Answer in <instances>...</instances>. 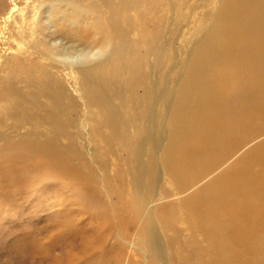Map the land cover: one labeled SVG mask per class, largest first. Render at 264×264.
Wrapping results in <instances>:
<instances>
[{
	"label": "rangeland",
	"instance_id": "374dc122",
	"mask_svg": "<svg viewBox=\"0 0 264 264\" xmlns=\"http://www.w3.org/2000/svg\"><path fill=\"white\" fill-rule=\"evenodd\" d=\"M69 1L76 4V9L91 12L95 9L106 27L112 18L116 22L115 29H108L113 35V42L121 44L122 49L118 55L103 62L102 56L98 61L96 54L84 58L75 55L90 50L91 44L68 38V33L66 38L52 35L48 39L49 44L56 52L63 48L66 54L61 55L64 58L71 55L65 59V64L83 67L94 78L92 85L98 93H102L103 85L108 86L109 99L118 106L120 120L107 124L105 119L109 107L101 111L106 95L96 104H90L86 98L74 93L72 70L65 71L57 60L50 64L40 57V48L34 51L28 47L32 40L20 42L25 48L22 49L25 50L23 58L7 56L0 71V264H164L147 254L144 230L141 229L139 216L136 218L140 195L135 193L129 167L133 163L131 149L142 130L138 109L143 110L146 116L150 108L149 103H145L150 99V93L145 92L146 78L155 79L160 70L161 82H164L163 78L170 76L167 69L173 56L177 53L178 61H181L188 50L201 46L210 33L216 32L213 29L215 21L221 20L222 15L231 21L228 17L234 18L235 13L230 7L242 0ZM254 29H250L247 35L243 34L247 38L246 48L256 53L262 49V44L255 38ZM194 41L198 42L192 44ZM211 43L214 48L219 47L216 41ZM14 44V48H18V44ZM95 62L98 63L95 65ZM257 63L260 62L254 58L249 60L252 67L248 72L256 74ZM5 68H8V73ZM210 68L215 71L214 65ZM222 71L223 68L220 69L221 74L216 73L217 79L214 77L215 81L212 80L215 87L217 80L224 79ZM80 77L82 79V74ZM252 83L255 85L251 84L250 89L256 93L257 101H262L264 87L255 81ZM229 85L232 86V82L225 79L219 87L208 88L209 94L217 93L215 96L222 99L232 95L229 105L235 109L236 115L239 114L235 118L238 123L227 122L223 129L225 133L207 127L216 116L218 118L216 104L220 102L218 108L221 109L223 100L214 103L217 115L205 114L200 105L202 99L191 94L192 100L188 102L192 109L190 119L187 121L189 116L184 118L186 123L189 122L190 135L194 137L195 133L198 134L197 145L208 146L212 142L209 154L205 156L207 161L215 157V161L218 159L221 163V170L231 171L233 167L230 166L241 158V166L249 163L252 170L260 174L263 166L260 161L264 157V110L261 116L255 118L256 112L251 106H255L256 102L252 105L246 98L242 100L240 92L232 90ZM224 90L225 93L222 92ZM103 105L112 107L113 103ZM210 109L213 110L212 105ZM249 112L255 115L250 117ZM100 114L104 116L103 121L99 118ZM176 116L180 117V122L182 117L178 111ZM84 121L88 132L83 127ZM51 123L63 128H53ZM80 137L89 141H82ZM44 142L49 143L45 148L50 153L41 150L36 154L29 146H24L43 145ZM182 151L184 153L185 148L169 157L173 160L175 155L178 159ZM51 156L54 161H51ZM185 173L189 178H196L195 187L185 192L180 185L179 195H175L171 185L164 182L159 186L161 195L155 197L160 230L168 248L167 258L171 264H216L212 258L218 244L208 240L207 235L210 238L211 235L202 230L206 229V223H212L208 220L211 214L217 212L221 215L217 222L226 215L219 212L221 209L213 203L198 201L202 213L210 215L202 221L203 227L196 226L190 217L193 203L183 202L184 207L178 203L190 191L193 192L192 188L197 190V195L201 194V189L215 175H210L211 178L204 174L196 177L190 169ZM172 180L174 184H179L178 179ZM205 190L200 195L202 199L203 195L207 194L209 198L212 194V190ZM258 199L264 201L263 196ZM260 204H255L253 209L250 208L252 206L241 207L245 218L235 223L253 222L257 219L252 218L258 216L261 222H256V226L259 233L264 234V205ZM227 217L230 218L226 222L233 224L234 215ZM258 247L262 249V246ZM253 248L250 246V250Z\"/></svg>",
	"mask_w": 264,
	"mask_h": 264
},
{
	"label": "bare ground",
	"instance_id": "6f19581e",
	"mask_svg": "<svg viewBox=\"0 0 264 264\" xmlns=\"http://www.w3.org/2000/svg\"><path fill=\"white\" fill-rule=\"evenodd\" d=\"M233 5L234 6L230 8L232 12L235 13L234 16L236 18L229 15L228 19H231V21H229L224 19L222 15L221 20L218 21L217 19L215 21L213 29L216 32L210 33L201 46L188 50L186 56H184L181 61H178L179 56L176 53L172 58V62L168 64L167 70L170 76L167 79L164 77V82H161L162 73L160 70H158L155 79L150 80L151 78L149 77L146 78L147 82L145 81V92L150 93L149 102L145 101V103H149L150 108L146 116L143 110L138 109L142 119V130L134 141L133 149H131L133 151V163H131L132 166L129 167L132 173V185L134 186L135 193L138 196L140 195V208L138 214L136 213V218L139 216L138 218L142 224L141 229L144 230L146 245L148 247L147 254L156 257L164 264L171 263L167 258L168 248L160 230L161 224H159L157 218L155 197L161 195L159 186L164 182L165 184L171 185L170 187L176 192L175 195H179L178 189L181 186L185 192L189 191L191 187H195L194 185L197 184V181L194 179L196 178L193 179V176L189 178L187 173H185L188 169L194 171L196 177L203 174L207 177L213 174L215 175V178L209 180L207 185L205 184L201 189V192H204L207 188L208 190H212V194H209V198L208 195L205 194L202 199L200 195H202L203 192L200 194L198 191L199 193L197 195L196 188V191L192 188L193 192L190 191L187 197L178 201L182 206L183 202L193 203V210L190 216L191 220L195 222L196 226L203 227L202 221H206L207 216L210 215L207 212L202 213L199 209L201 205L197 203L198 201L205 203L209 201L210 204L213 203L216 208L221 209L219 212H223L226 215V217L221 220L222 223H226L225 225L222 224L221 221L217 222L221 215H217V212L211 214L208 220L212 221V223H206V229L204 228L202 230L211 235V238L207 235L208 240L212 242L216 241L218 244L217 250H215L216 254L212 259L216 264H223L224 262H227V264H264V234L259 233L256 226V222L257 224L260 223L261 219L257 216V218H252L253 220L257 219L253 222L242 221L237 224L235 223L245 216L241 207L252 206L250 208L253 209L255 204L259 206L261 202L264 205V201L258 199L260 196L264 197V157L263 161H260L263 165L260 174L252 170L249 163L246 166H241V158L239 160L236 159L230 166V168L233 167L231 171L221 170L222 167L219 166L220 161L218 163V159L215 161L214 157V160L211 159L207 161L205 158V156L209 154L212 142L208 146H205V144L204 146L197 145L198 134L195 133L194 137L193 135L191 136L189 122L186 123L188 119H190L189 113L192 110L190 108L191 105L189 106L188 104V102L192 100H190L191 94L202 99L203 102L200 105H202L201 109L205 114L216 113L215 115H217L216 109L219 112L218 118H216V116L214 122L207 126L208 128L213 129L214 127L219 133H222L227 122L238 123L235 118H237L239 114L236 115L235 109L229 105V100L232 97L231 93V97H223L222 99L219 98L218 95L215 96L217 93L212 95L213 92L210 94L208 92V88L219 87L222 80L225 79L232 82V86H229H231L232 90L240 92L242 100L246 98L252 105L256 102L255 106H251V108H254L252 110L256 112V115L254 114L255 118L256 116H261L262 110H264V98L262 101H257L258 98L256 99V93L250 89L251 84H254L252 81L264 87V0H242ZM221 8L222 7H219V10H222ZM110 19L108 27H106L102 23L100 14L96 12L95 9H92V12L83 8L76 9V4L70 3L69 0H0V71L7 56L18 55L20 58H23V51L25 50L22 51L24 47L20 45L21 41L25 42L27 40H32V43H28V47L32 48L34 51L40 48V50L38 49L41 53L40 57L42 56L50 64L57 60L58 63L64 66L62 67L65 71H69V69L72 70L71 78L73 80L72 89L74 93L86 98L90 104H96L98 99L106 95V99L103 100L101 108V111H103L106 107H109L107 109L105 122H107V124L115 120L119 122L121 115L118 106L109 99L110 93L108 86L103 85L104 89L102 93H98L94 85H92L94 78L90 77L83 67L76 68V66H67L65 64V59L71 57V55L64 58L61 54H64L65 50L63 48L60 50L59 48V52H56L54 46L49 44L48 40L52 35H60L66 38L68 33V38H72L76 41L84 40L86 43L91 44L90 50L86 52L80 51L75 55H80L84 58L96 54L98 56V61L101 58L100 56H102L103 62H107L112 56L118 55L120 49H122L121 44L118 45L113 42V35H111L109 29L114 30L116 22L112 18ZM252 28H256L254 29L256 34L255 38H258L259 42L262 44V49L260 50L257 48L260 51L256 53H253L249 47L246 48L247 38L245 39L243 34V32H245L247 35ZM215 41L219 44L218 48H214L211 43ZM14 42L18 44V48H14L16 45ZM197 42L198 41H194L192 44H196ZM211 44L212 46L207 50V46ZM25 45L27 44L25 43ZM210 50L212 52H210ZM107 53H109V55L105 56ZM60 56L63 58L60 59ZM221 58L222 60L220 61ZM253 58L260 62L255 64L256 74L248 72L249 68L252 67L249 64V60L252 61ZM175 60L177 61L175 62ZM219 62L222 65L219 66ZM97 63L98 62H95V65ZM212 65L215 66V71L211 70L210 66ZM221 68L224 69V71H222V74L224 72V75H222L224 79L217 80L218 84L215 87L212 84V80L215 81L214 77H217L216 73L221 74ZM4 70L8 73V68ZM81 74L82 79L80 77ZM224 87L225 86L222 88L224 89ZM225 88L227 89V87ZM222 92L225 93V90ZM254 93L255 96L253 95ZM214 96L215 98L213 99L212 97ZM217 100L224 101L221 109L218 108L220 102L216 104L217 108L215 109L214 103ZM108 102L113 103L115 107L112 108L113 105L112 107L103 105L108 104ZM195 104L198 106L197 103ZM211 105L213 110L210 109ZM196 106L193 107V109L196 108ZM251 108L249 110H251ZM176 111H178L182 117L180 122V117H174ZM251 114L250 117H253L254 115L252 114L251 116ZM184 116H189L187 121ZM99 118L103 121L104 116L100 114ZM82 124L85 131L88 132L86 122L84 121ZM51 126L56 129L63 128L57 123H51ZM137 127H139V125ZM80 139L85 142L89 141L85 137H80ZM48 142H44L43 145L35 143L31 145L24 144V146H29V149H33L36 154L42 152L41 150L50 153L51 151L45 148V146L50 143ZM183 148H185L184 153H186V155L183 156L184 153L182 151V154L179 156L177 155L178 159L175 155L173 156V160L169 157L171 154ZM181 156L183 157L181 158ZM261 156H259L260 159ZM51 161H54V158L53 160L51 159ZM202 161L203 163H201ZM38 162L40 161H36V163ZM216 163L218 164L215 165ZM210 164H212V168H210ZM193 167H195V169H193ZM210 169H213V171ZM217 171L219 172L215 174ZM172 178L178 179L179 184H174ZM12 179L14 178L12 177ZM230 214L234 215L232 220L235 219V221H232L233 224L226 222L230 218L227 217ZM252 215V217H255L254 213H252ZM253 233H255V235L251 236ZM256 237L257 239L255 240ZM247 240H249V242H247ZM246 242L248 244H246ZM250 246L254 248L250 250ZM258 246H262V249ZM244 252L246 253L244 254Z\"/></svg>",
	"mask_w": 264,
	"mask_h": 264
}]
</instances>
